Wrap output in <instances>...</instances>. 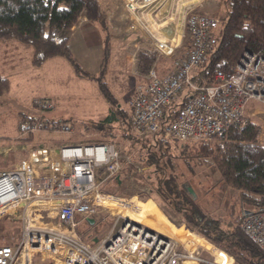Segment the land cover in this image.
Returning a JSON list of instances; mask_svg holds the SVG:
<instances>
[{
	"label": "built area",
	"instance_id": "2783aa9c",
	"mask_svg": "<svg viewBox=\"0 0 264 264\" xmlns=\"http://www.w3.org/2000/svg\"><path fill=\"white\" fill-rule=\"evenodd\" d=\"M163 3L117 0L126 28L131 32L137 23L154 50L171 64L163 76L151 68L127 97L132 130L150 136L161 129L169 141H216L232 124L247 121L248 102L258 103L264 110V48L246 51L229 72L216 71L214 84L197 85L191 80L192 71L219 42L222 20L185 6L183 0H175L163 19L159 13ZM151 15L179 23L183 34L190 32L183 57L176 55L182 41L160 35L149 22ZM84 20L81 15L79 21ZM127 32L120 29L125 37ZM176 99L184 105L162 126L164 110ZM51 107L48 101L39 103L35 119L22 125L19 136L48 130L72 133L70 124L44 118ZM122 153L123 148L113 141L41 144L30 146L27 155L12 166L0 168V219L7 217L20 224L19 237L0 245V264H32L36 255L49 260L48 264H233L229 255L202 237L211 248L195 246L191 251L150 229L147 232L138 224L125 223L123 209L112 211L106 203H117L120 208L138 200L137 196L125 199L100 189L122 169ZM138 173L144 175L139 168ZM102 212L115 218L104 237L91 234L88 227L81 231V226L98 219ZM118 221L121 226L116 229ZM242 228L264 253V210L245 214ZM203 251L213 259H203Z\"/></svg>",
	"mask_w": 264,
	"mask_h": 264
},
{
	"label": "trees",
	"instance_id": "16d2710c",
	"mask_svg": "<svg viewBox=\"0 0 264 264\" xmlns=\"http://www.w3.org/2000/svg\"><path fill=\"white\" fill-rule=\"evenodd\" d=\"M223 2L225 16L221 18V38L191 74V80L197 85L214 84L216 71L229 72L246 51L260 52L264 48V0ZM81 15L93 25L107 28L105 13L96 0H0V40L13 39L31 47L34 66L50 58L63 57L77 76H89L90 73L79 66L69 44L71 29L79 23ZM109 53L106 37L98 88L109 106L107 114L88 134L95 133L98 143L119 136L130 142L133 149L137 148L138 164L129 165V171L136 170L137 166L145 169L144 175L136 178L141 188L137 192L140 200L146 201L156 192L185 225V228L175 226L162 212L170 216L168 209L157 200L167 226H160V231H169L186 249L197 244L210 249L204 238L232 257L233 264H264V253L242 228L245 214L264 210V126L248 117L245 123L229 126L213 142L169 141L163 138L161 129L150 136H139L132 130L130 108L120 104L103 79ZM136 59L138 70L145 76L159 61L165 62L171 70L170 60L156 52L152 45L139 51ZM8 90V79L0 74V97ZM46 101L34 100L33 106L38 108L39 103ZM183 105L181 99L172 101L164 110L160 124L163 126L171 120ZM35 116V113H20L18 128L33 121ZM44 118L68 123L63 119H50L45 114ZM0 141L29 147L79 143L82 136L48 130L27 132L14 139L1 137ZM15 156L10 150L4 167L12 166ZM125 169L108 179L101 191L121 198L130 197L131 191H125V181L121 178ZM196 187L200 190L197 191ZM189 188L193 189L195 196ZM87 223L80 227L81 231L88 227L91 234L99 236L101 218L89 219ZM18 224L7 217L0 220V236L17 239L20 234ZM85 238L88 239V235ZM221 260L226 261V258Z\"/></svg>",
	"mask_w": 264,
	"mask_h": 264
},
{
	"label": "rangeland",
	"instance_id": "374dc122",
	"mask_svg": "<svg viewBox=\"0 0 264 264\" xmlns=\"http://www.w3.org/2000/svg\"><path fill=\"white\" fill-rule=\"evenodd\" d=\"M200 1L206 2L209 0H200ZM211 1H212L211 9L216 11L219 18L224 17L225 16V5H224L223 0H211ZM113 2L115 3V0H113ZM112 5L116 6V3ZM110 11H114L113 6ZM126 30L130 32V29H127V28H125L124 32H126ZM118 37H121L122 39L126 38L124 35H121L120 33ZM118 48L120 49V47ZM78 49H81V50H78L77 55H75V57L77 58V62L83 70L91 73L92 77L90 75L89 76L86 75L82 77L75 75L74 74L75 71L73 70L71 66L70 68H67L66 70L60 69L59 65L57 66L58 68L57 67L55 68L53 65H47L50 67L46 66L45 68H42L40 70L34 68L35 73L39 72L40 74H45V76L47 77L48 76L53 77L54 80L57 79V76H59L60 72H63V77H62L63 80L65 82H68V85H70L71 87V91H67V93L71 95V97L68 98L67 100L66 98H63V95H65L66 93L64 92L59 93V91H57V88H54L55 86L53 84H51L49 81H46V77H45V81L43 82L35 79L37 81L35 83L37 84H34L33 86H30L28 88H26L27 87L26 86L25 87L26 89H24L23 91H19L20 87L22 85L23 86L25 85L21 77V75H23L24 73H21V71L14 72L11 69V66H13V64L10 63L9 61V59H11L9 52L4 51L5 48L0 42V74L4 75V77L8 79L9 88H10L5 94H3L0 97V140H1V137H8V138L14 139L19 136L18 123H19L20 113H24L26 115L33 114L34 111L31 108V106L35 105L33 104V101L34 99L36 101L41 100L40 96L43 94V92L41 91L44 89V87L47 86V89L48 87H51L52 91L56 93V98H51V100H48V102L52 104V107L50 109L45 110V115H49V116L51 115V117H53L54 119H59V118L65 119L69 124H71V127L73 129L72 134L74 133V134H78L82 136V141H81L82 143L83 142L97 143V139L95 137L96 134L95 133L88 134V133L95 130V124L98 122V119L100 120V118L103 117V110H100L101 103H99L101 95L97 89L98 88L97 82L99 81V78H100L99 65L102 59L103 51L101 50L100 60L96 62L95 64L91 54L90 55L84 54V52H82L81 47H79ZM122 49L124 50L123 46H121L120 51L114 53L113 61H110L111 57L108 58L109 60L108 64L109 62H111V66L113 70L116 72L112 74L109 80H107L108 77L106 76V74H105V77H103V79L108 84L110 83V85H111V82L113 81V85L116 89L119 88L123 90L125 89V87H127L130 84V82L132 81L131 80L132 78L128 77L129 78V82H128L127 79L122 80L118 78L117 75L118 73L123 71V68H125V72L127 74H132L133 69L132 68L128 69L126 66L125 67L120 66L121 62H125V61H121V59L124 58ZM127 49L129 48L127 47ZM125 53H126V50H125ZM111 87L113 88L112 85ZM116 89H115L116 94L120 95L119 91H117ZM44 93H49V91L47 90ZM124 101H125L123 102L124 105L122 106L128 109L129 106L127 104V99ZM35 108L37 109V107ZM247 108H248L247 114L249 115V117L253 118V120L257 121L258 123H261L264 126V110L261 111L263 109L262 106L259 105L258 103H255L254 101H250L247 104ZM35 114L37 113L35 112ZM111 141L116 142L117 145H119V147L123 148L122 158L124 162L122 163V168L124 169L126 168V169L121 175V178L123 179V181H125V191L126 192L131 191L130 197H127V198L123 197V198L131 199L133 198V196H137L138 200L136 201V203L133 202L135 201L133 200L131 204L128 205V207L120 206V208H118L116 205L117 203H111V204L106 203V205L108 207L110 206L112 208V211L123 209L122 210L123 212L121 213L122 215L125 216V220L130 219L132 222L139 223L137 219H140L141 216H144L145 212L149 211V207H152L151 201H153L156 204L155 206L152 204L156 210L155 214H158L160 209L162 210V208L156 202L158 200L159 202H162L165 205V207L168 209L170 216H168L162 210V212L167 216V218L175 226L177 227L183 226L185 228V225H182L183 223L180 222L178 216L171 210L168 204L162 201V198L156 192H153L154 198L153 197L149 198L146 201L140 200L139 196L137 195V192L140 191L141 188L139 187V184L136 182V178L137 176L138 177L142 176L138 173V168H139L140 173H143V174L145 173V169L143 167L137 166L136 170L129 171V169L131 168L129 165L138 164L137 154L135 151V149L137 148L135 147L133 149L130 146L131 144L130 142L124 139H121L120 137H117L116 139L111 140ZM50 144H53V143H50ZM11 145H13L12 151L14 152L15 155L18 156V155H21V153H24L23 150L25 149H23V146H26V145H23V144L19 146L17 144H11ZM196 190L198 191L200 189L196 187ZM148 200H151V201H148ZM137 203L139 204L137 205ZM137 207H139V210L136 209ZM100 218H101L102 227H101V230L97 234L99 235V237H104L110 231L111 226L113 224L112 222L114 221L115 218L110 212H107V213L102 212L99 219ZM18 225L20 226V224ZM120 226H121V221H118L116 223L115 228L118 229ZM155 230L160 232V227L158 226L155 227ZM194 235L197 236L196 234ZM12 237L14 238V236H11L10 238ZM171 237L173 239L175 238L174 236H171ZM10 240L11 239L0 236V245L7 244L9 243ZM197 246L199 245L197 244ZM187 249L191 251L193 250L190 247L189 248L187 247ZM201 257L208 261L213 259V257L206 251L202 252ZM48 263H50L49 260L48 262L41 260L39 255H36L32 260V264H48Z\"/></svg>",
	"mask_w": 264,
	"mask_h": 264
},
{
	"label": "crops",
	"instance_id": "0c3cea01",
	"mask_svg": "<svg viewBox=\"0 0 264 264\" xmlns=\"http://www.w3.org/2000/svg\"><path fill=\"white\" fill-rule=\"evenodd\" d=\"M174 1L175 0H164L162 8L159 11L160 17L165 19L164 17L167 14V12H169ZM183 1H184L185 6L191 5L197 11L217 15L216 11L211 9V7H212V1L211 0L206 1V2H202L200 0H183ZM115 3H116V6L112 5ZM115 3L113 2V0H101V3H99L100 8L102 9V11L105 13V16H106V26H107L106 29L101 28L99 25H95V24L93 25L91 23V21H89L88 19L81 21V22L79 21V23H77L71 29L69 44H70V47H71V50H72L74 56L77 55L78 50H81V49H78L79 47H81L82 52H84V54H88V55L91 54L92 55V58H93V61L95 62V64H96V62H98L100 60L101 50L102 51L104 50L106 37L108 39V43H109V47H110V53H109V57H111L110 61H113L114 53L120 51L121 46L124 47V50L122 49V53H123L124 58H122L121 61H125V62H121L122 65L120 64V66H123V67L126 66L128 69L132 68L133 73L127 74L125 72V68H123V71L118 73L117 76H118V78H120L122 80L127 79L128 82H129V78H132L131 79L132 81L130 80L131 81L130 84L127 87H125V89H123V90L119 89V88L116 89L113 85V81L111 82V85L113 86V88L111 87L110 83L108 84L112 93L115 95V97L120 102V104L124 105L123 102H125L124 100H126L127 96H129L131 94L133 87L137 83H139L140 81H142L146 78V76L138 70V68L136 66V61H137L136 58H137V53L139 51L147 50L148 47H150V42L146 38V32L144 31V29L142 27L136 25L137 23H135V27L132 28L131 32H127L128 35L126 36L125 39L118 37L121 28L123 31H125V28H126L125 25L126 24L122 22V18L124 16V14H123V11L118 8L117 0H115ZM112 6L114 8V11H110L112 9ZM160 17L155 18L154 15L148 16L149 22H152V25L155 27L156 30H158L159 34L162 35L164 38L173 39L174 41L177 40L178 43L182 41V46L176 55L178 57H183L185 55V52L188 49V45L190 43V38H191L190 32L186 31V33L183 34L182 30H181L182 26H180L179 23L173 22L171 20L169 21L168 19L165 21H162V19ZM0 42L2 43V45L5 48L4 51L9 52V55L11 58V59H9V61H10V63L13 64V66H11V69L14 72L21 71V73H24L23 75H21V77H22V81H24L23 83L25 85L24 86L22 85L20 87L19 91H23L24 89H26L30 86H33L34 84H37V83H35V82H37L36 80L42 81V82L45 81V77H46V81H49L51 84H53L55 86L54 88H57V91H59V93H61V92L66 93L65 95H63V98H66L68 100V98L71 97V95H69L67 93V91H71V87H70V85H68V82H65L63 80V78H62L63 72L59 71L60 72V73L58 72L59 76H57V79L54 80L53 77H49V76L47 77V76H45V74H40L39 72L35 73V71H34V68L40 70L42 68H45L47 65H53L55 68L59 65L60 69L66 70L67 68H70V66H71V64L69 63V61L67 59H65L63 57H54V58H50V59L46 60L45 62H43L39 66H34L31 63V57H32V52H33V49L31 47L26 48L27 46H25V45L23 46L22 43H20L16 40H13V39L0 40ZM118 47H120V49ZM127 47L129 49H127ZM125 50H126V53H125ZM108 61H107L106 72H105L106 76L108 77L107 80H109L110 77L112 76V74H114V72H116L113 70V68L111 66V62H109V64H108ZM112 64H113V62H112ZM156 64L157 65H154V68L157 71V74L159 76H163L169 72L170 68L167 67V64L165 62L159 61ZM47 67H50V66H47ZM72 73H73V71H72ZM74 74L77 75L76 73H74ZM72 76H73V74H72ZM90 76L92 77L91 73H90ZM40 84H42V83H40ZM97 85H98V82H97ZM97 89L99 91V88H97ZM115 89L117 91H119L120 95L116 94ZM45 90L46 91L48 90L49 93H44V92H46ZM41 92H43V94L40 96V98L42 100L45 99L48 101V100H51V98H56V93L54 91H52L51 87H48V89H47V86H46V87H44V89ZM99 93L101 95L100 96L101 98L99 101V103H101L100 110H103V117H104L107 114L109 105H108L107 101L105 100V98L102 96L100 91H99ZM31 108L34 111V113L35 112L37 113L36 108H34L32 106H31ZM49 118L54 119L53 117H51V115L49 116ZM63 120H65V119H63ZM98 121H99V119H98ZM66 143H70V142H66ZM61 144H64V143H61ZM39 145H41V144H39ZM29 147L23 146V149H25V150H23L24 153H21V155H18V156L16 155L13 163H15L19 158L26 156L27 155V149ZM12 148H13V145H8L6 142L0 141V168H4V163H6V161H7L6 156H7L8 152L10 150H12ZM148 201H151V200H148ZM151 203L154 206L156 205L153 201H151ZM137 205H138V203H137ZM158 215L161 218V223H162L161 227L162 228L164 226L167 227L164 224V222H165L164 218L165 217L162 216L160 211H159ZM158 227H160V226H158ZM161 227H160V229H161ZM185 248H186V246H185ZM191 248H194V246H191Z\"/></svg>",
	"mask_w": 264,
	"mask_h": 264
},
{
	"label": "bare ground",
	"instance_id": "6f19581e",
	"mask_svg": "<svg viewBox=\"0 0 264 264\" xmlns=\"http://www.w3.org/2000/svg\"><path fill=\"white\" fill-rule=\"evenodd\" d=\"M152 207H149V211H146L144 216H141L140 219H137V221L139 223L132 222L130 219H128V220L126 219L125 223L131 222L130 224H132V225L138 224V225L144 227V231L150 232L149 231V229H150L151 231H154V232L168 238L172 242H177V243L183 245L178 239H176V238L173 239L167 230H162L160 232L155 230V227L162 226V223H161V218L159 217V215L155 214V211H156L155 207L154 206H152ZM136 209L139 210V207H137ZM151 215H153V216H151Z\"/></svg>",
	"mask_w": 264,
	"mask_h": 264
},
{
	"label": "water",
	"instance_id": "95a60500",
	"mask_svg": "<svg viewBox=\"0 0 264 264\" xmlns=\"http://www.w3.org/2000/svg\"><path fill=\"white\" fill-rule=\"evenodd\" d=\"M189 190H190L192 196H195V192L193 191V189L189 188Z\"/></svg>",
	"mask_w": 264,
	"mask_h": 264
}]
</instances>
